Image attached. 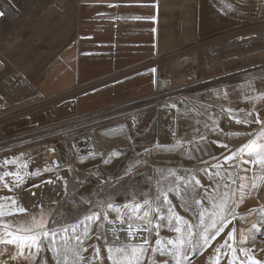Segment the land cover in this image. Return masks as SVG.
<instances>
[{
  "label": "rangeland",
  "instance_id": "rangeland-1",
  "mask_svg": "<svg viewBox=\"0 0 264 264\" xmlns=\"http://www.w3.org/2000/svg\"><path fill=\"white\" fill-rule=\"evenodd\" d=\"M164 60L168 66V77L163 80H171L169 90H159L156 96L118 111L69 119L8 145L2 152L0 173H15L19 169L23 175L25 171L32 173L39 169L41 174L25 177V182L12 187L11 191L0 183V204L5 205L4 211L13 210L17 205L26 210L0 218V223L9 227L7 231L16 233L20 224L32 216L39 218L43 212L45 219L59 220L68 227V235L71 236V225L75 219L85 215L88 209L95 210L101 201L121 206V213H124L126 210L122 205L130 203L133 194L139 202L154 196L158 189L167 190L169 187L175 189L169 193L174 210L195 224L199 209L194 200L204 196L219 197L229 192V204L235 218H229L231 222L224 232L206 249L196 252L187 249L185 264H214L216 249L233 229L236 230L238 254L239 248L244 247L251 258L264 264V185L258 189H241L240 185L248 182L241 178L251 177L257 171L256 166L242 163L248 159L246 149L235 160L226 162L225 159L255 139L264 128L258 123L237 124L231 118L243 119L245 112H252L250 119H255L258 113L264 121V99H249L264 95V77L241 76L257 72L264 65V21L215 35ZM178 94L181 95L174 97ZM228 109L233 111L229 113ZM100 133L103 141L98 137ZM177 141L182 145L179 148L170 151L163 147L173 146ZM131 143L133 149L130 148ZM225 144L227 148L221 147ZM119 146L126 147L125 154L113 149ZM113 152L119 155L110 158ZM13 158H16V163H3ZM105 160L109 162L104 163ZM46 167L53 170L43 171ZM169 169L175 170L176 175H170ZM58 176L63 179H57ZM193 176L200 181L199 185L192 180ZM5 179L11 187L13 178ZM177 191L190 204L188 209L181 206ZM5 198H14L17 204L12 205ZM202 203L208 204L207 201ZM109 220L113 221L112 224L119 222L117 214L111 210ZM153 220L155 222V217ZM109 225L96 221L87 238L83 236L82 227L76 228V233L83 240L81 264H112L107 252L110 245L97 238L106 236L112 241L108 236ZM159 231V237L155 231L151 234L142 264H151L152 260L155 264H174L170 255H161L155 242L158 238L165 242L176 240L179 234L167 227ZM2 232L5 233V228ZM63 236V232H58L55 238L57 247ZM242 238L244 243L241 245ZM77 243L70 241L71 245ZM11 245L17 253L15 245ZM96 247L99 255L93 259ZM166 247L171 248V245L166 244ZM153 248L157 249L155 253ZM31 251L34 258L28 249H24L25 256H28L24 264H56L48 246L39 252ZM239 255L240 260L246 261L243 254ZM71 259L73 257L70 256L69 264ZM219 264H228V257L222 258ZM246 264L250 262L246 261Z\"/></svg>",
  "mask_w": 264,
  "mask_h": 264
},
{
  "label": "crops",
  "instance_id": "crops-1",
  "mask_svg": "<svg viewBox=\"0 0 264 264\" xmlns=\"http://www.w3.org/2000/svg\"><path fill=\"white\" fill-rule=\"evenodd\" d=\"M5 1L0 159L27 135L156 96L168 77L165 58L264 21V0ZM13 256L12 245L0 243V264L26 262Z\"/></svg>",
  "mask_w": 264,
  "mask_h": 264
},
{
  "label": "snow or ice",
  "instance_id": "snow-or-ice-1",
  "mask_svg": "<svg viewBox=\"0 0 264 264\" xmlns=\"http://www.w3.org/2000/svg\"><path fill=\"white\" fill-rule=\"evenodd\" d=\"M3 13L0 12V16ZM154 19V17L152 18ZM154 31V29H153ZM153 72L155 69L152 70ZM249 99H264V95L255 98ZM229 113L233 110L228 109ZM252 112H245L244 118L240 119L237 117H231L235 119L237 124H251L258 123L264 125L257 113L255 119H250ZM215 131V129H213ZM201 140L204 139L203 136L200 137ZM264 128L256 135L255 139L250 140L243 148L238 149L236 152L232 153L231 156L226 157V162L235 160L240 153H243L245 149L247 150V160H242V163L252 164L256 166L257 171L253 172L251 177L241 178L242 180H247V183H242L240 185L241 189H258L261 185H264ZM192 143V141H188ZM181 142L177 141L173 146H163L168 148V150H174L181 147ZM158 147H160L158 145ZM221 147L227 148L228 146L221 145ZM90 155H95V153H90ZM119 155V153L113 152L111 156ZM108 160H105L104 163H108ZM4 164L16 163V158L13 160H5ZM55 164V162H53ZM26 167V165H24ZM222 167V166H221ZM53 169L51 167H46L43 169L45 172H50ZM131 171V169H129ZM247 171V169H246ZM168 173L175 176L176 172L173 169H169ZM41 174V170L37 169L32 173L25 171L23 175L20 174L19 169L17 172L5 171L0 173V183H3L5 188H8L9 191L12 190V187H19L25 182V177L38 176ZM219 175V173H217ZM6 177H12V186L10 187L6 181ZM231 178V177H230ZM57 179H63L62 177H57ZM177 179H183L178 177ZM192 180L195 181L196 185L200 184V181L192 177ZM191 183V181H186ZM234 182V181H233ZM51 183V181H48ZM83 183V182H81ZM67 182L65 181V185ZM35 187H38L36 185ZM227 187V185H225ZM175 189L169 187L167 190L158 189L157 193L154 196L146 197L142 201H136L135 194L132 196V201L130 203H124L122 207L126 210L124 213H121V206L116 205L112 202L101 201L96 205L94 209L86 210V214L82 217H77L74 223L71 225V236L68 235L69 228L63 226L59 220L55 219H45L44 213L41 212L39 218L32 216L28 221L20 224L17 228V232L13 233L7 231V226H5V235L0 236V243L14 244L17 249V256L25 257L24 249L29 250V254L33 256L32 249H35L36 252H39L42 247L48 246L51 251L56 264H69L70 256L71 264H81V246L83 240L79 234L76 233L77 227L83 228V236L87 238L91 231V226L96 221H100L101 224L107 222L112 224L113 221L109 220V210L117 214V219L121 225L126 224V228H116L112 229L113 241H109L106 236H98V239H104L107 247L108 259L112 261V264H142V259L144 253L146 252V245L149 244L150 236L155 231L157 237L160 236V229L167 227L169 230L175 231L178 233L176 240H169L167 242L158 238L156 240V245L159 246V251L161 255L167 254L172 257L174 264H185L188 257L186 255V250L191 249L192 251H202L210 246L211 241L215 240L221 233L224 232L228 223H230V217L235 218V213L232 209V206L229 204V199L231 193L225 192L219 197L217 196H204L199 200H194L193 202L198 206L197 220L195 224L189 223L181 217L172 206V202L169 199V193L173 192ZM34 194V193H33ZM177 196L181 199V206L188 209L190 204L187 200L177 191ZM11 201L12 205H16L17 202L14 198H5ZM202 201H207L208 204L202 203ZM5 205L0 204V218L5 215H13L14 212L24 213L26 210L22 206H16L15 209L9 210L8 212L4 211ZM146 209L142 211L141 210ZM166 209V212L164 211ZM78 211V210H77ZM63 218V213L60 214ZM155 217V222L153 220ZM137 221H143L144 223H137ZM166 222V223H165ZM175 222V224L173 223ZM255 228L256 225H253ZM119 232H124L126 234V241L121 242V238L118 235ZM235 229L230 231L227 235V238L216 249V260L214 264H219V261L228 257V264H259L258 261H255L249 256L248 250L244 247L239 248V254H243L246 258V261L240 260V255L235 244ZM58 232H63L64 236L62 237V243L59 247L55 244V238L58 235ZM75 240L78 243L76 245H71L70 241ZM135 241L134 244H129L127 241ZM232 241V243H229ZM241 245L244 243L243 238L240 241ZM167 245H171V248H167ZM229 250H231V255H229ZM86 251V249H83ZM157 251L156 248H153V252ZM116 255H113V253ZM99 248L96 247L94 257H98ZM17 256H13V259H16ZM151 264H155V260L151 261ZM167 264V262H165Z\"/></svg>",
  "mask_w": 264,
  "mask_h": 264
},
{
  "label": "bare ground",
  "instance_id": "bare-ground-1",
  "mask_svg": "<svg viewBox=\"0 0 264 264\" xmlns=\"http://www.w3.org/2000/svg\"><path fill=\"white\" fill-rule=\"evenodd\" d=\"M0 5L2 6V7H4V8H6L9 12H11V9H10V7H9V5L6 3V1L5 0H0ZM13 10V9H12ZM241 76H243V77H247V78H256V77H264V67H261V69L259 70V71H252V72H248V73H246V74H244V75H241ZM168 84H167V81L166 80H164L163 82H162V84H161V87L164 89L166 86H167ZM181 94H178V95H174V97H176V96H180ZM132 119V118H131ZM98 137H99V139L101 140V141H103V137H102V134L100 133L99 135H98ZM255 137V136H254ZM253 138V137H252ZM254 139V138H253ZM130 148H134V146H133V144L131 143V147ZM115 149V148H114ZM117 150L119 149V151H120V153L121 154H125L126 153V147H117L116 148ZM107 150V149H106ZM109 150V149H108ZM113 228H116V229H120V228H126V224L125 225H121L120 224V222H117L116 224H111V225H109L108 226V236H109V238L113 241L114 240V237H113V233H112V229ZM118 235L120 236V238H121V242H125L126 241V234L124 233V232H119L118 231ZM127 243H129V244H134L135 243V241H130V240H128L127 241Z\"/></svg>",
  "mask_w": 264,
  "mask_h": 264
},
{
  "label": "built area",
  "instance_id": "built-area-1",
  "mask_svg": "<svg viewBox=\"0 0 264 264\" xmlns=\"http://www.w3.org/2000/svg\"><path fill=\"white\" fill-rule=\"evenodd\" d=\"M0 10H2V11L5 10L7 13H10L6 8L2 7L1 5H0ZM261 67H264V65H262ZM163 81L164 80H160L159 90H161V91L169 90L171 88V86H172L171 81L166 80L168 85L164 89L161 87V84H162Z\"/></svg>",
  "mask_w": 264,
  "mask_h": 264
}]
</instances>
